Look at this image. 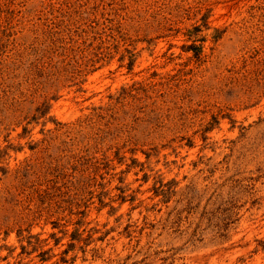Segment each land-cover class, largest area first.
<instances>
[{"label": "rangeland", "instance_id": "rangeland-1", "mask_svg": "<svg viewBox=\"0 0 264 264\" xmlns=\"http://www.w3.org/2000/svg\"><path fill=\"white\" fill-rule=\"evenodd\" d=\"M0 264H264V0H0Z\"/></svg>", "mask_w": 264, "mask_h": 264}]
</instances>
